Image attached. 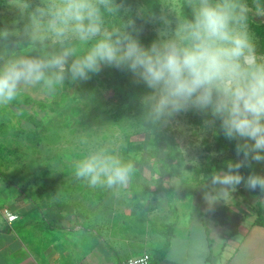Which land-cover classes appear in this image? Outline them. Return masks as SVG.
<instances>
[{
  "label": "rangeland",
  "instance_id": "374dc122",
  "mask_svg": "<svg viewBox=\"0 0 264 264\" xmlns=\"http://www.w3.org/2000/svg\"><path fill=\"white\" fill-rule=\"evenodd\" d=\"M23 2L0 0V66L11 59L43 57L59 49L51 40L32 44L26 28L30 13L41 0H26V9ZM242 2L247 4V16L252 19L247 22L248 31L257 52L264 55V35L257 26L264 23V0ZM114 3L118 11L104 16L109 30L136 22L135 15H142L145 7L144 0ZM182 3L161 0L157 13L137 22L145 34L153 32L157 36V18L165 17L173 25L184 19ZM75 43L82 54L87 45ZM106 81L104 68L88 81L66 75L62 84L51 88L43 83L21 85L13 101L21 103L23 113L19 110V116L9 112L0 116V170L4 177L0 205L6 204L1 203L6 191L4 181L14 179L19 192L31 200L39 196L43 204H49L57 221L87 228L90 235L98 232L114 243L121 240L140 245L139 252L149 254L158 251L159 232L175 219L176 212L194 210L198 214L203 208L226 202L233 204L231 216L237 211L247 220L264 216V190H249L244 183L231 189L227 198L211 203L205 199L206 193L216 187L211 184L212 176L226 170L233 156L231 150L219 149L217 121L208 118L196 124L188 112L155 120L144 100L134 112L120 114L109 98ZM96 152L131 163L133 170L127 183L92 185L77 177L78 162ZM252 164L258 175H264V163ZM23 223L20 219L14 227L18 229ZM194 229L196 232L197 227ZM218 230L229 234L225 226ZM222 232L205 233L207 243L215 242L214 252L222 241ZM184 242L182 238L174 240L171 257L183 258L179 250L185 248ZM204 243L200 236L193 240L190 249L196 258H200Z\"/></svg>",
  "mask_w": 264,
  "mask_h": 264
},
{
  "label": "clouds",
  "instance_id": "9594fccd",
  "mask_svg": "<svg viewBox=\"0 0 264 264\" xmlns=\"http://www.w3.org/2000/svg\"><path fill=\"white\" fill-rule=\"evenodd\" d=\"M191 17L173 23L157 18V38L145 45L130 21L123 29L105 27L114 0H41L26 31L33 45L47 40L59 49L43 57H18L0 66V105L12 102L21 85L51 88L65 76L88 81L104 68L131 74L149 92L143 98L150 117L161 120L187 111L210 115L224 137L235 141L238 159L214 174L211 203L244 183L264 190V175L246 178L240 169L264 163V55L247 28L242 0H186ZM23 8H28L26 2ZM87 45L80 54L77 44ZM133 170L117 156L96 152L78 162L76 175L92 185L127 183Z\"/></svg>",
  "mask_w": 264,
  "mask_h": 264
},
{
  "label": "crops",
  "instance_id": "0c3cea01",
  "mask_svg": "<svg viewBox=\"0 0 264 264\" xmlns=\"http://www.w3.org/2000/svg\"><path fill=\"white\" fill-rule=\"evenodd\" d=\"M19 110L22 113L24 111L21 103L12 101L0 105V116L6 112L19 116ZM4 121L7 122V119ZM4 182L6 191L2 194L1 203L6 204L0 205V264H120L125 259L143 254L139 252L140 245L136 247L133 243L121 240L114 243L98 232L90 235L87 228L72 227L66 222L57 221L50 205L43 204L39 196L31 200L15 188L17 183L14 179ZM222 204L226 202L203 208L198 213L201 216H197L194 210L182 214L181 211L176 212L175 219L171 221L176 223L172 235L168 237L159 232L158 250L168 238L170 240V250L159 264H264V226L255 223L257 215L247 220L237 211L231 216L233 204L228 203L230 210L227 222L217 225L212 215ZM4 206L19 215L16 221L21 219L25 223L19 225L18 229L14 227L16 221L9 224L2 213ZM204 219H207V223ZM221 226H225L229 234L219 231L218 227ZM207 228L223 233L215 252L214 240L206 242ZM161 236L166 238L162 239ZM197 236L205 240L200 258H196V253L190 249ZM176 238L185 241V248L179 250L182 251V259L171 257ZM151 256L153 258L155 254Z\"/></svg>",
  "mask_w": 264,
  "mask_h": 264
},
{
  "label": "trees",
  "instance_id": "16d2710c",
  "mask_svg": "<svg viewBox=\"0 0 264 264\" xmlns=\"http://www.w3.org/2000/svg\"><path fill=\"white\" fill-rule=\"evenodd\" d=\"M144 2H145V7L142 9V15L136 14L135 15L136 22L134 23L136 27L140 30L138 33V38L142 43L148 45L154 39H156L157 36L153 32L150 34H145L143 27L137 21H139L141 17L147 18L148 16L157 13L160 9L161 0H144ZM181 12L184 18L191 17V10L187 6L186 0H183ZM251 20L252 19L248 17L247 22ZM257 26L260 34L264 35V23H258ZM106 85L108 91L110 92L109 98L115 104V108L120 114L134 112L139 107L140 102L143 100L144 96L149 92V90L145 86L134 83L131 74L116 70L114 68H107ZM187 112L191 117V119L193 120V122L196 124H201L202 122H204V120L208 118H212L210 115L201 114L196 111H187ZM216 125L217 126L215 130V135L219 144V149L231 150L233 153L232 162H235L238 159H242V157H238L236 155L235 152L236 142L229 141L224 137L218 121ZM239 171L245 178L253 174L258 175L257 171L253 167L252 162L248 166L241 168ZM0 174L3 176L1 170H0ZM239 189L241 188L239 187ZM229 210H230V204L226 203V204H222L213 213L212 216L217 225L219 224L223 225L227 222V215ZM255 223L264 226V216L260 214L257 215L255 219ZM49 225L52 227H56V225L53 224H49ZM63 226L64 225H58V227H63ZM175 226L176 223L171 222L168 225H165L163 229H161V232L164 235L170 237L172 235ZM207 230L209 231V228H207ZM169 250H170V240L168 238L165 244L162 246V248L156 251L155 256H153L152 258V264H159L167 256Z\"/></svg>",
  "mask_w": 264,
  "mask_h": 264
},
{
  "label": "built area",
  "instance_id": "2783aa9c",
  "mask_svg": "<svg viewBox=\"0 0 264 264\" xmlns=\"http://www.w3.org/2000/svg\"><path fill=\"white\" fill-rule=\"evenodd\" d=\"M3 176L0 174V187L3 183ZM2 213L9 224H12L18 219L17 213H15L10 207L4 206ZM120 264H152V256L149 253H143L141 255L132 256L120 262Z\"/></svg>",
  "mask_w": 264,
  "mask_h": 264
}]
</instances>
